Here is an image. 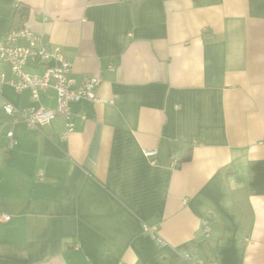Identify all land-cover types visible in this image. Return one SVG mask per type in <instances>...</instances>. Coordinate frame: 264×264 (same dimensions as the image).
Returning <instances> with one entry per match:
<instances>
[{
	"label": "crops",
	"instance_id": "1",
	"mask_svg": "<svg viewBox=\"0 0 264 264\" xmlns=\"http://www.w3.org/2000/svg\"><path fill=\"white\" fill-rule=\"evenodd\" d=\"M24 21L101 81L65 136L1 86L0 264H264V0H0V35Z\"/></svg>",
	"mask_w": 264,
	"mask_h": 264
},
{
	"label": "built area",
	"instance_id": "2",
	"mask_svg": "<svg viewBox=\"0 0 264 264\" xmlns=\"http://www.w3.org/2000/svg\"><path fill=\"white\" fill-rule=\"evenodd\" d=\"M38 36L26 25L25 21L20 26L11 28L5 34L0 35V66L7 64L13 77L7 78L0 71V90L3 84H9L15 90H29L32 104L27 107H18L9 101L3 104V110L12 117V123L25 122L30 128H39L50 123L57 117L64 120V136L73 129L72 101H95L96 90L100 84L99 76L84 75L78 84L68 77L71 63L63 57L58 47L52 50L37 47ZM21 41H24L23 44ZM31 59L44 65V71L40 75H30L24 71V66ZM52 61V64L49 62ZM55 91L56 106L48 107L41 102L42 94L48 89ZM8 138L7 148L16 144L12 129L6 133ZM154 151L148 152L152 155ZM11 216L0 213V223L9 221ZM205 234L209 227L205 225ZM185 264H204L200 260L193 259L189 254L183 256Z\"/></svg>",
	"mask_w": 264,
	"mask_h": 264
},
{
	"label": "trees",
	"instance_id": "3",
	"mask_svg": "<svg viewBox=\"0 0 264 264\" xmlns=\"http://www.w3.org/2000/svg\"><path fill=\"white\" fill-rule=\"evenodd\" d=\"M190 156H191V146L186 143H181L180 152L177 157L178 158L177 162L178 163L185 162L190 159Z\"/></svg>",
	"mask_w": 264,
	"mask_h": 264
}]
</instances>
